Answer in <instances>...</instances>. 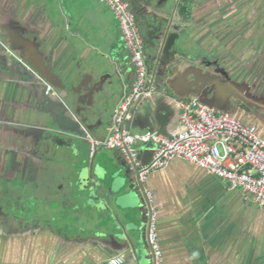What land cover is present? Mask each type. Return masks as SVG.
<instances>
[{"label": "crops", "instance_id": "obj_1", "mask_svg": "<svg viewBox=\"0 0 264 264\" xmlns=\"http://www.w3.org/2000/svg\"><path fill=\"white\" fill-rule=\"evenodd\" d=\"M181 2L169 0L164 7L157 0L138 10L132 5L146 61L160 77L156 95L134 107L128 130L181 132L177 103L197 99L205 105L192 90L204 70L223 81L214 83L215 109L256 127L264 139V66L249 65L234 47L216 40L208 21L201 26L200 1L189 21ZM17 30L38 44L54 75L78 91L83 109L93 105L83 83L91 88L103 80L109 88L112 81L101 63L119 64L124 80L103 115L88 124L83 141L51 134L44 132L37 98L14 56L0 49V264H107L117 256L124 264H154L147 199L136 174L115 151L90 156V139H108L115 111L135 82L114 13L99 0H0V40ZM212 49V58L203 56ZM51 90L46 96L56 97ZM153 149L139 148L143 164ZM144 189L157 213L164 264H264V212L243 192L181 159L153 173Z\"/></svg>", "mask_w": 264, "mask_h": 264}, {"label": "built area", "instance_id": "obj_2", "mask_svg": "<svg viewBox=\"0 0 264 264\" xmlns=\"http://www.w3.org/2000/svg\"><path fill=\"white\" fill-rule=\"evenodd\" d=\"M99 2L107 5L115 15L135 72V82L115 111L108 139L103 142L90 139V156L93 158L102 150L115 151L129 170L136 174L140 193L147 199L145 217L154 264H164L157 233V213L151 193L144 189L149 177L166 169L174 159H181L225 181L230 190L243 192L264 212V139L259 137L256 127L246 126L232 116L218 114L197 99L177 103L183 129L181 132L169 135L130 132L127 124L132 121L134 107L148 102L158 91L157 74L147 66L145 43L137 27L132 4L125 0ZM0 46L7 54L13 55L1 42ZM17 60L45 85L47 94L53 93L40 75L23 61ZM150 145L154 147L152 158L143 164L139 148ZM124 263V258L120 256L107 262Z\"/></svg>", "mask_w": 264, "mask_h": 264}, {"label": "water", "instance_id": "obj_3", "mask_svg": "<svg viewBox=\"0 0 264 264\" xmlns=\"http://www.w3.org/2000/svg\"><path fill=\"white\" fill-rule=\"evenodd\" d=\"M128 1L131 4L133 3L134 5L138 6L137 8L145 9L146 5H144V3L149 5L152 2L155 3L157 0ZM160 1L163 3L164 7H167L169 4V0H166L165 2H163L164 0ZM7 33L8 34L3 35L1 42L4 43V45L7 46L10 52L14 55L16 65L20 67V75L26 78L23 80L25 83L29 84L31 92L35 94L37 98V106L39 107L38 113L40 115L39 119L41 124H43L46 128L44 132L67 137H75L80 141H83L85 138L84 130L90 131L88 124H90L95 118L103 115L105 111V102L117 92L120 83L124 80V75L121 72L120 65L113 63H101L99 66L100 69L107 72L109 77L112 79L111 83L109 84V88H104L105 86L103 85V80H101L99 84L93 85L91 88H88L87 85L83 83L82 86L87 93L86 98L93 103V105L87 109H83L82 100L78 99L77 97L78 91L74 88H68V85H65L64 82L59 80L54 75L52 70L46 65L45 58L43 57L38 44L35 41L25 39L24 34H22V32H18V30L17 32L8 31ZM12 34L13 36H11ZM0 49L3 50L4 48L0 47ZM15 57L23 61L33 71L40 75L43 80L46 81V83L54 88L57 96L54 97L50 95L47 97V88L31 71L27 69L24 64L19 63ZM199 72L200 77L199 79L195 77V83L192 88L193 92L197 96H200L198 98L201 101L202 99L206 101L205 105L207 107L215 111L217 110V112L221 114V109H215L213 106L214 102H216L218 99L216 89L214 88L216 85H214V83L219 82L222 84L223 81L215 79L218 74L205 73L204 70ZM159 77L160 75L157 74V78ZM225 77L227 76L225 75ZM158 81L159 80L157 79V82ZM228 85H231V83ZM232 86L236 87L235 84H232ZM43 94L47 97V99L44 103H40V97ZM95 100H97V102ZM226 113L223 114L228 115ZM42 116H49L51 121L44 119ZM21 130H24L29 134H40L41 132L38 129H32L31 127H23Z\"/></svg>", "mask_w": 264, "mask_h": 264}, {"label": "rangeland", "instance_id": "obj_4", "mask_svg": "<svg viewBox=\"0 0 264 264\" xmlns=\"http://www.w3.org/2000/svg\"><path fill=\"white\" fill-rule=\"evenodd\" d=\"M198 1L201 26L208 21L209 26L216 29V40H224L226 45L234 47L243 60L247 58L249 65L260 62L264 66V57L261 59L264 55V0ZM136 23L140 31L137 16ZM212 52L215 53V49L203 52V56L212 58ZM146 63L149 69L153 68Z\"/></svg>", "mask_w": 264, "mask_h": 264}, {"label": "trees", "instance_id": "obj_5", "mask_svg": "<svg viewBox=\"0 0 264 264\" xmlns=\"http://www.w3.org/2000/svg\"><path fill=\"white\" fill-rule=\"evenodd\" d=\"M196 1L197 0H183V3L180 6V12H181L182 17L186 21H189L190 18L192 17L193 11L196 7Z\"/></svg>", "mask_w": 264, "mask_h": 264}, {"label": "flooded vegetation", "instance_id": "obj_6", "mask_svg": "<svg viewBox=\"0 0 264 264\" xmlns=\"http://www.w3.org/2000/svg\"><path fill=\"white\" fill-rule=\"evenodd\" d=\"M134 1H136V0H134ZM148 1H149V0H148ZM156 2H157V1H156ZM132 4H133V3H132ZM152 4H154V3L152 2V3H151V4H149V5H152ZM181 4H182V2H181ZM181 4H180V5H181ZM135 6H136V5H134V4H133V7H134V9H136V7H135ZM155 20H157V19H155Z\"/></svg>", "mask_w": 264, "mask_h": 264}, {"label": "clouds", "instance_id": "obj_7", "mask_svg": "<svg viewBox=\"0 0 264 264\" xmlns=\"http://www.w3.org/2000/svg\"><path fill=\"white\" fill-rule=\"evenodd\" d=\"M197 255L196 253H193V256Z\"/></svg>", "mask_w": 264, "mask_h": 264}]
</instances>
